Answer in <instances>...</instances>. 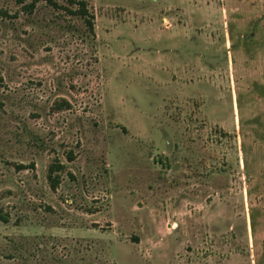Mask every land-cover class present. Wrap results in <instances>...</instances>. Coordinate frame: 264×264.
I'll list each match as a JSON object with an SVG mask.
<instances>
[{"label": "rangeland", "instance_id": "obj_1", "mask_svg": "<svg viewBox=\"0 0 264 264\" xmlns=\"http://www.w3.org/2000/svg\"><path fill=\"white\" fill-rule=\"evenodd\" d=\"M33 1L0 0V264H264V0Z\"/></svg>", "mask_w": 264, "mask_h": 264}, {"label": "trees", "instance_id": "obj_2", "mask_svg": "<svg viewBox=\"0 0 264 264\" xmlns=\"http://www.w3.org/2000/svg\"><path fill=\"white\" fill-rule=\"evenodd\" d=\"M46 2H48L49 4L55 6V7H58L60 4L58 3V1L56 0H44ZM70 3L74 4V3H77L79 6L77 9H71V8H68L69 11H71L72 13H77L81 16H83L87 22V24L89 25V27L91 28V30H93V20L91 19V14L87 8V3L86 1L84 0H80V1H77V0H69ZM35 3H36V0L31 2L30 4H28V7H34L35 6ZM51 179V183H52V186L55 187L58 183V178H50Z\"/></svg>", "mask_w": 264, "mask_h": 264}]
</instances>
